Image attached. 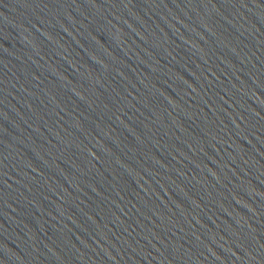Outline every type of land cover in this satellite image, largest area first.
I'll use <instances>...</instances> for the list:
<instances>
[{
	"label": "water",
	"instance_id": "1",
	"mask_svg": "<svg viewBox=\"0 0 264 264\" xmlns=\"http://www.w3.org/2000/svg\"><path fill=\"white\" fill-rule=\"evenodd\" d=\"M0 264H264V0H0Z\"/></svg>",
	"mask_w": 264,
	"mask_h": 264
}]
</instances>
